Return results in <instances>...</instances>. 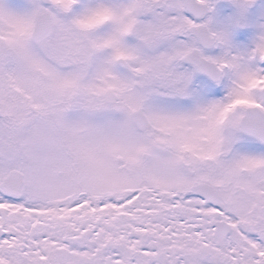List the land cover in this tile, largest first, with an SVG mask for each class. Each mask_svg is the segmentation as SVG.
I'll use <instances>...</instances> for the list:
<instances>
[{
	"label": "snow or ice",
	"instance_id": "1",
	"mask_svg": "<svg viewBox=\"0 0 264 264\" xmlns=\"http://www.w3.org/2000/svg\"><path fill=\"white\" fill-rule=\"evenodd\" d=\"M0 264H264V0H0Z\"/></svg>",
	"mask_w": 264,
	"mask_h": 264
}]
</instances>
